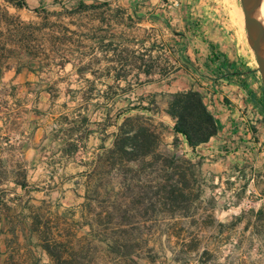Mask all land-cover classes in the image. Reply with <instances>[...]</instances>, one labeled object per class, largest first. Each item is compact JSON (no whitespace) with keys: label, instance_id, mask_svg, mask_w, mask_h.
I'll return each instance as SVG.
<instances>
[{"label":"rangeland","instance_id":"374dc122","mask_svg":"<svg viewBox=\"0 0 264 264\" xmlns=\"http://www.w3.org/2000/svg\"><path fill=\"white\" fill-rule=\"evenodd\" d=\"M25 2L27 9L0 0V68L17 63L34 76L26 77L18 92L4 87L0 98L2 258L11 256V264H54L39 246L45 238L57 253L65 248L62 261L67 264H264V221L255 220L264 203L252 187L246 194L241 173L235 174L225 159L244 143L228 140L219 157L191 160L193 178L182 180L177 167L188 158L170 144L164 88L144 85L147 80L122 76L117 84L105 77L112 55L123 65L133 50L129 45L97 47L92 40L131 33L99 26L108 0ZM202 3L210 13L217 10L228 34L243 43L244 68H257L244 22L238 20L239 15L243 19L241 0ZM202 18H196L199 29ZM211 36L206 35L208 41ZM130 64L135 67L137 60ZM156 65L154 70L163 69L160 61ZM198 70L193 69L196 89L209 77ZM127 80L133 87H126ZM203 87L207 96L209 88ZM140 97L144 106L155 101L151 112L132 111L117 122L144 117L154 130V154L140 151L131 162L102 154L98 147L107 133H114L116 116ZM247 128L252 135L258 131ZM237 133L241 139L245 132ZM260 139L248 143L258 142L264 150ZM110 144L111 139L105 147ZM171 157L180 162L171 164ZM177 181L178 199L170 203L160 190ZM258 185L264 187V178ZM111 239L122 240V247Z\"/></svg>","mask_w":264,"mask_h":264},{"label":"crops","instance_id":"0c3cea01","mask_svg":"<svg viewBox=\"0 0 264 264\" xmlns=\"http://www.w3.org/2000/svg\"><path fill=\"white\" fill-rule=\"evenodd\" d=\"M203 1L108 0L107 5H104L106 11L99 26L113 32L126 29L131 33L127 37L124 36L125 34L117 36L113 33L108 37L92 38V40L96 39L97 45L102 43L104 46L112 45L117 49L128 45L133 47L130 52L133 54L124 66L120 64L121 59L116 55H108L111 56L108 61L111 67L107 70L106 78L112 79V82L117 84L121 81L115 82L116 76L120 78L123 76L124 79L133 78L134 82L137 78L139 82L147 80L144 85L156 84L164 88L160 92L167 95L168 101L171 94L196 89L192 83L194 67H199L198 71H206L209 80L203 86L208 87L209 90H206L207 96L202 92L205 101H208L206 102L207 110L218 122V134L207 143L197 146L194 153L188 147L184 137L178 135L180 152L190 160L208 161V158L219 157V148L228 140L236 144L244 143L225 159L230 162L233 171L237 170L234 171L235 174L241 173L240 178H243L246 194L252 187L251 190L259 199L258 202L264 203V187L258 185L259 179L264 178V150L259 149L258 142L248 143L251 138L252 140L257 138L258 141H261L260 137L264 139V90L261 76L256 66L249 67L247 70L244 68L243 43L240 39H234L228 34V26L218 15L217 10H213L211 14V9L202 6ZM211 15L213 20L209 19ZM202 16L204 17L202 29L207 30L205 33H201L202 29L195 26L196 18ZM218 17L220 20L217 19ZM238 20L242 25V15H239ZM208 33L212 34L211 41L207 40ZM138 52L143 55L144 61L150 59L160 61L163 69H152L148 75L145 74V64L135 58ZM212 52L218 53L222 58L220 72L230 76L218 77L210 72L216 71L219 67L218 62L212 65L208 63V57ZM154 53L159 55L154 57ZM136 60L137 65L131 66V61ZM9 64L6 62L5 66L0 68V98L3 97L4 87L16 88L18 92V89L26 83V77L27 81L34 77L29 71L18 67L17 63L7 67ZM215 78L218 79L215 81ZM151 79L155 81H148ZM125 83L126 87H133L130 81L127 80ZM167 103L163 115L167 121L165 124L171 138L170 144H172L174 121L165 112ZM250 125L256 126L258 131L255 135L247 130V126ZM242 129L245 133L240 139L237 136V130ZM107 134L110 135L111 144L106 148H110L113 133ZM250 169L253 171L252 175L248 174Z\"/></svg>","mask_w":264,"mask_h":264},{"label":"trees","instance_id":"16d2710c","mask_svg":"<svg viewBox=\"0 0 264 264\" xmlns=\"http://www.w3.org/2000/svg\"><path fill=\"white\" fill-rule=\"evenodd\" d=\"M8 2H14L15 6L18 8H28L25 0H7ZM34 13H37V9L32 10ZM94 39V38H93ZM112 47V45H109ZM97 47H104L102 43L98 44ZM115 51V49H113ZM133 54V53H131ZM133 56V55H132ZM136 59L140 60L143 64H145L146 71L145 74H149L150 70L157 68V59H150L148 61H144L143 55L138 54ZM122 62V60H121ZM215 62L219 63V67L216 71H210L213 75H217L218 77H228L229 74L221 73L220 66L222 65V58L218 53L212 52L208 57V63L210 65ZM127 64V60L123 61V65ZM203 76V75H202ZM204 77V76H203ZM205 78V77H204ZM209 80V77H206ZM218 78H215V81ZM122 81V78L116 76L114 81ZM136 81L139 82L137 78ZM209 86V85H208ZM200 89H190L183 92H177L170 95V99L167 103L166 114L171 117L174 121L173 125V134L174 138L172 141V146L177 147L179 140L177 136L180 135L184 137L188 147L191 149L192 153H194L197 146L207 143L211 138H214L218 134V122L214 118V116L207 110V104L205 101L204 93L202 92L201 85H199ZM208 88V87H207ZM144 102L143 98H139L137 100L136 105H131L122 111L121 114L116 116L115 121H113L112 126L115 128V132L111 135L113 138V142L110 148L105 147V142L109 139L110 135L106 134L98 147V150L102 152V154L108 155H117L120 159L126 161H135L137 160L136 155L138 156L140 151L148 150L147 152H152L154 154L156 148H152L154 146V130L151 124L146 123V119L141 115L136 116H126L122 119L121 123L118 124V120H120L121 116L124 114L131 113L132 111H141V112H151L150 107L155 106V101L149 100L147 101L146 106L141 105ZM109 114H107L106 118H108ZM76 141V140H75ZM72 139L71 142L74 144V148H77V142ZM151 150V151H150ZM68 152V151H64ZM172 160L171 164L179 163V159L174 157L170 158ZM194 165L190 159L182 161L183 167H177L178 169H182V180H186V177L193 178V169ZM179 174V173H178ZM178 181L175 185H168L163 187L160 192L164 195V200L171 202H175L178 199L179 191L178 189ZM159 192V191H158ZM240 219V218H239ZM256 223L264 221V207L259 209L255 216ZM92 229V225L90 226ZM119 248L122 247L121 244L123 241L120 239H116L114 241ZM40 248L45 252L48 258L54 264H67L63 262V254H66L65 248L62 249L59 253L56 249L51 247L50 241L47 239H40ZM110 244L111 241H108ZM5 253L0 252V264H11L13 258L10 256H2ZM126 256L129 254H125ZM123 255V259H126V256ZM125 256V257H124ZM132 262V261H131Z\"/></svg>","mask_w":264,"mask_h":264},{"label":"water","instance_id":"95a60500","mask_svg":"<svg viewBox=\"0 0 264 264\" xmlns=\"http://www.w3.org/2000/svg\"><path fill=\"white\" fill-rule=\"evenodd\" d=\"M241 5L243 11L244 28L247 35V43L254 53L257 64V70L260 73L264 90V47L259 39L257 30V0H241Z\"/></svg>","mask_w":264,"mask_h":264},{"label":"bare ground","instance_id":"6f19581e","mask_svg":"<svg viewBox=\"0 0 264 264\" xmlns=\"http://www.w3.org/2000/svg\"><path fill=\"white\" fill-rule=\"evenodd\" d=\"M256 22L259 39L264 47V0H257Z\"/></svg>","mask_w":264,"mask_h":264}]
</instances>
